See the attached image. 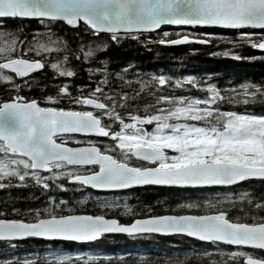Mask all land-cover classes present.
Here are the masks:
<instances>
[{"label": "snow or ice", "instance_id": "obj_1", "mask_svg": "<svg viewBox=\"0 0 264 264\" xmlns=\"http://www.w3.org/2000/svg\"><path fill=\"white\" fill-rule=\"evenodd\" d=\"M8 20H34L43 31L24 33L22 23L5 28ZM56 24L77 34L81 29L92 36L103 32L112 41L146 39L164 25L220 27L235 31L236 38L229 41L233 46L264 50V0H0V84L15 91L0 99V189L32 184L45 193L65 191V182L95 190L145 185L196 189L251 179L264 182V114L221 108L226 100L229 104L264 100V84L242 83L229 96L212 83L198 85L194 77L184 76L175 79L176 87H199L204 95L161 93L155 96L156 104L145 105L142 112L121 113L127 94L109 95L102 88L108 83L103 76L86 94L84 85H77L75 94L70 90L75 71L69 58L82 57L87 64L106 45L90 42L86 49L80 44L70 50L67 41L52 31ZM169 35L164 31L155 42L209 43L190 32L165 39ZM200 36L220 39L214 33ZM230 54L234 55L228 50L223 53ZM45 67L52 70L53 79L65 82L56 85L54 95L43 96L48 106H41L37 99L19 95V89L32 87L30 74ZM115 75L124 81L120 72ZM17 78L21 83H16ZM172 80L161 74L136 83L146 90L147 85L168 86ZM65 100L69 106H60ZM73 134L86 139L78 140ZM69 141L81 146L70 147ZM118 199L101 201L99 207L122 209L121 215H130V207ZM65 204L47 196L43 208L25 209L26 215L13 207L12 213L20 218H7L0 210V241L13 247L14 240L24 238L92 242L107 234L132 239L183 235L215 247L221 259H209L208 264H264V215H259L264 211V196L255 197L250 191L234 198L229 194L215 200L181 201L172 209L174 214L147 215L129 223L103 213L65 214ZM232 209L239 214L230 215ZM199 255L209 257L210 253ZM38 260L41 264H112L113 260L123 264L124 256L87 255L85 259L79 252H50L43 258L10 256L0 259V264H37ZM136 264L147 261L141 257ZM170 264H183V260L170 259Z\"/></svg>", "mask_w": 264, "mask_h": 264}, {"label": "trees", "instance_id": "obj_2", "mask_svg": "<svg viewBox=\"0 0 264 264\" xmlns=\"http://www.w3.org/2000/svg\"><path fill=\"white\" fill-rule=\"evenodd\" d=\"M21 23V21L8 20L4 26L10 29L14 26H20ZM22 26L24 33H30L33 29L43 31V28L34 20L24 21ZM207 30L212 33L218 32L226 39L222 42L214 37H205L209 40L207 44L160 45L155 41L162 37L161 33H151L147 35L146 39L144 37L138 39L121 38L118 41H112L105 33H98L96 36H92L85 33L82 29L77 34L76 30L63 24H56L52 27V31L57 36L67 41L70 50L74 51L80 44H83L86 49L90 42L95 43V41L103 42L106 45L101 51L95 53L87 64L83 62L82 57L80 60L69 58L68 63L75 71L74 77L70 80V90L75 94L76 86L84 85L86 87L83 91L86 94L90 88L96 87L97 82L103 76L108 81L107 85H102L105 92L109 93V95L115 92L117 96L127 94L124 102L125 106L120 108L121 113L134 110L142 112L145 105H155V96L161 93L184 96L204 95L199 90V87L192 88L188 84H185L183 88L176 87L175 79H182L184 76L194 77L198 85L212 83L221 92H226L229 96L232 95V91H238L239 85L242 83L264 84V56H252L257 52L248 45L233 46L229 43V41L236 38L234 30L222 28ZM168 32L170 35L165 39L176 37L174 34L177 32ZM195 35L198 36L200 33H195ZM225 41L228 47H232L226 49L237 55H223L220 52L221 50L219 49L225 45ZM235 57L240 58L237 59ZM247 57L254 58L247 59ZM98 67H102L104 72L95 71ZM89 69L93 70L91 74H89ZM117 72L123 75L124 81H130L131 83H124V81L117 79L115 75ZM161 74L173 78L168 86L147 85L146 90H141L136 83L137 80H147L154 75ZM30 75L32 79L29 80V83L32 84V87L20 88L19 95L37 99L41 106H48L43 101V96L54 95L56 85L64 83V79H53L54 73L47 67ZM16 83H21V80L16 79ZM12 93L15 94V91L7 89L3 84H0V99L7 98ZM60 106L68 107L69 105L65 100ZM221 108L223 110L264 114V100L257 99L255 102L248 104H229L226 100L221 105ZM65 184L68 190H52L46 193L32 184L0 189V210L6 212L7 218H20L12 213L11 209L13 207L18 209L21 215H26L25 209L43 208L47 196H53L57 201L66 202L65 213H103L105 216L117 218L120 222H126L135 216L172 212L175 205L179 203V189L173 190L172 188L163 187L136 188L131 193H128L129 196L123 203H120L127 204L131 209V214L121 215L122 209H101L96 199L92 198L91 191L86 195L87 189L77 188L74 183L67 184L65 182ZM226 189L233 191V198L236 194L244 191H250L255 197L264 196V182L258 179H251L228 188H201L198 196L193 198V200L203 201L204 199H210L211 193ZM219 194L222 195V198L225 196V194L219 192L213 197V200L221 199L218 197ZM229 214L237 215L239 213L232 209ZM259 215H264V211H261ZM147 237L143 238L152 242L155 248L151 246L153 250L144 251L142 256H138L136 250L128 255H118L116 252L110 254L108 252L113 250L115 243L125 242L128 237L124 235H106L105 238L97 240L93 245L99 252L105 253L103 256H124L123 264H136V261L141 257L146 259L147 264H170V259H181L183 264H208L209 259H221L219 254L216 253L215 247L181 235H152ZM12 243L14 246L9 247L4 241H0V259L10 256H16L20 259L43 258L48 254L46 249L51 247L65 248L73 255L75 246L83 248V245H77L72 242H45L36 238H26L13 241ZM222 247H224L225 251L231 250L229 246ZM142 248L145 250L149 246H143ZM204 251L209 252L210 256L203 257L199 255V253ZM103 256L99 257L102 258ZM37 264H41V262L38 260ZM92 264H95V262H92ZM112 264H117L116 260H113Z\"/></svg>", "mask_w": 264, "mask_h": 264}, {"label": "bare ground", "instance_id": "obj_3", "mask_svg": "<svg viewBox=\"0 0 264 264\" xmlns=\"http://www.w3.org/2000/svg\"><path fill=\"white\" fill-rule=\"evenodd\" d=\"M207 29H214V28H207V27H199V26H196V27H192V26H187V27H183V28H181V29H179V28H169V31H174V33L175 32H179L180 30H188V31H190V32H195V33H212V32H210V30H207ZM207 31H209V32H207ZM154 32H156V33H161V35H162V33L164 32L163 30H160V31H154ZM175 35V34H174ZM173 35V36H174ZM158 36V35H157ZM160 37V36H159ZM161 38V37H160ZM195 38L196 39H206L205 37H202V36H200V35H195ZM168 39H172V37L171 38H168ZM187 43H196V42H187ZM187 43H184V44H187ZM197 44H200V43H197ZM232 48V47H231ZM257 53L256 54H254V55H252V56H259V57H261V56H264V52H262V51H259L258 49H254ZM13 94V93H12ZM101 202V201H100ZM196 249V248H195ZM137 252H138V254L140 253V252H142L143 250H144V248H142V247H139V248H136L135 249ZM194 250V249H193ZM39 255V254H38Z\"/></svg>", "mask_w": 264, "mask_h": 264}, {"label": "water", "instance_id": "obj_4", "mask_svg": "<svg viewBox=\"0 0 264 264\" xmlns=\"http://www.w3.org/2000/svg\"><path fill=\"white\" fill-rule=\"evenodd\" d=\"M184 27H187V26H184ZM199 27H201V26H199ZM169 28H179L178 26H171V25H164V26H161L158 30H155V31H160V30H167V29H169ZM181 28V27H180ZM207 28H220V27H207ZM223 29V28H222ZM154 32V31H153ZM103 33V32H102ZM173 39H175V38H173ZM192 42H194V41H192ZM185 43H187V42H185ZM181 44H184V43H181ZM259 51H262V52H264V50H259ZM35 71H37V70H35ZM17 79H19V78H17ZM77 135H80V134H77ZM70 146V145H69ZM76 146H81V145H76ZM76 146H70V147H76ZM84 187H87V186H84ZM134 187H139V186H134ZM88 188H90V187H88ZM132 188V187H131ZM91 189V188H90ZM92 190H95V189H92ZM95 191H120V190H95ZM165 214H174V213H163V214H158V215H165ZM85 215H92V214H86L85 213ZM106 218H113V217H106ZM138 218H143V217H138ZM129 223V222H128ZM38 239H42V240H46V239H44V238H38ZM17 240H20V239H17ZM78 243H85V242H78Z\"/></svg>", "mask_w": 264, "mask_h": 264}, {"label": "rangeland", "instance_id": "obj_5", "mask_svg": "<svg viewBox=\"0 0 264 264\" xmlns=\"http://www.w3.org/2000/svg\"><path fill=\"white\" fill-rule=\"evenodd\" d=\"M214 34H216V36H219L220 37V39H219V41H222V42H224V39H226L224 36H222L220 33H218V32H215ZM214 38H215V36H213ZM95 43H97V41H95ZM94 44V43H93ZM228 44H226V41H225V45L224 46H222L219 50H221L220 52H222V53H224L225 52V50H228L229 51V49H226V48H231V47H228L227 46ZM230 53H231V51H229ZM231 55V54H230ZM234 55H237L236 53L234 54ZM51 61H49V63H50ZM187 193V192H186ZM183 195H180V197H182ZM111 200V198H106V199H104V200H101V199H96V202L98 203V204H100V201H110ZM93 251H94V249H93ZM77 252H79V253H82V254H84V253H86V254H88L89 252H90V250L89 251H85V252H82V251H79V250H77V251H75V253H77ZM54 253H57V254H64V252H58V251H54Z\"/></svg>", "mask_w": 264, "mask_h": 264}]
</instances>
